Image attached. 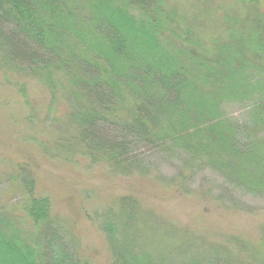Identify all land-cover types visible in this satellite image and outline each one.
I'll return each mask as SVG.
<instances>
[{"label":"trees","instance_id":"obj_1","mask_svg":"<svg viewBox=\"0 0 264 264\" xmlns=\"http://www.w3.org/2000/svg\"><path fill=\"white\" fill-rule=\"evenodd\" d=\"M202 1L193 14L185 0H0V72L8 79L30 72L64 96L74 140L93 159L148 176L152 168L131 147L171 148L182 157V183L210 168L261 194L264 0H235L227 10ZM231 102L251 104L249 123L224 116ZM17 175L33 232L0 209V264H90L65 243L51 200L36 195L26 166ZM118 209L122 227L140 216L133 197L120 198ZM112 221L105 224L112 264H167L175 256L179 264H264V228L251 242L229 234L222 248L189 253L174 245L148 256L119 239Z\"/></svg>","mask_w":264,"mask_h":264},{"label":"rangeland","instance_id":"obj_2","mask_svg":"<svg viewBox=\"0 0 264 264\" xmlns=\"http://www.w3.org/2000/svg\"><path fill=\"white\" fill-rule=\"evenodd\" d=\"M219 1L220 10L235 2ZM185 2L189 13L204 10L202 0ZM66 104L64 96L45 90L30 72L13 73L11 79L0 72V209L23 231L31 234L33 227L20 209L28 198L17 179L22 165L35 178L36 195L51 200L65 243L90 264H112L109 220L119 239L148 256L168 255L164 251L174 245L189 253L202 251L203 244L222 248L229 234L245 233L251 242L263 230L264 192L249 193L210 168L185 176L182 183V157L171 148L131 147L132 155L152 168L148 176L93 159L74 140L64 118ZM222 111L238 125L251 121L248 102L225 103ZM126 196L138 201L140 216L122 227L116 215L119 199ZM182 261L175 256L167 264Z\"/></svg>","mask_w":264,"mask_h":264}]
</instances>
